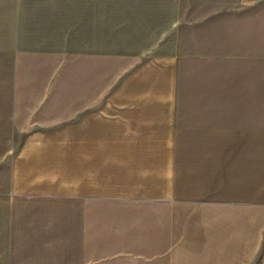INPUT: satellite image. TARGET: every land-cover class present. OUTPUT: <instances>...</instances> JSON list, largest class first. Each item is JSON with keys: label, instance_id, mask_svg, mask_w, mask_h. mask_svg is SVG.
<instances>
[{"label": "crops", "instance_id": "obj_1", "mask_svg": "<svg viewBox=\"0 0 264 264\" xmlns=\"http://www.w3.org/2000/svg\"><path fill=\"white\" fill-rule=\"evenodd\" d=\"M151 3L177 20L181 0ZM196 7L194 48L175 29L120 41L110 100L105 69L94 88L78 52L26 48L16 25L0 264H264V0Z\"/></svg>", "mask_w": 264, "mask_h": 264}, {"label": "rangeland", "instance_id": "obj_2", "mask_svg": "<svg viewBox=\"0 0 264 264\" xmlns=\"http://www.w3.org/2000/svg\"><path fill=\"white\" fill-rule=\"evenodd\" d=\"M147 4L148 0H0V87L7 85V71L14 69V55L9 56L7 45H15L16 25L21 24L26 48H50L59 54L78 52L80 55L74 54L78 56L74 77L83 79L86 68L94 88L99 87L100 74L105 69L110 100L127 75H118L112 58V53L122 46L120 41L126 48L135 36L146 46L148 34L171 36L175 29V35L187 42L183 46L194 48L191 40L196 34L195 24L205 18L197 15L196 0H181L176 21L173 15L165 18L160 13L149 14L144 8L151 10L155 5ZM84 34L91 47L88 64L82 52ZM100 51L106 52L105 58L99 57ZM145 61L143 57L140 64ZM98 105L93 112L98 111Z\"/></svg>", "mask_w": 264, "mask_h": 264}]
</instances>
